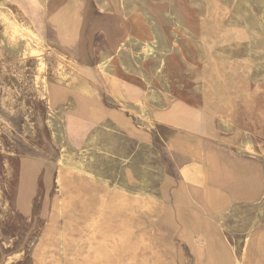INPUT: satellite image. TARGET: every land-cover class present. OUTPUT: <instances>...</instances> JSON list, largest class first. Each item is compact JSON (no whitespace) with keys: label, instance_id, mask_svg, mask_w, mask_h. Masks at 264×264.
Instances as JSON below:
<instances>
[{"label":"rangeland","instance_id":"obj_1","mask_svg":"<svg viewBox=\"0 0 264 264\" xmlns=\"http://www.w3.org/2000/svg\"><path fill=\"white\" fill-rule=\"evenodd\" d=\"M118 4L130 26L129 39L123 40L126 48L120 45L115 58L104 59L97 69L111 80L128 79L123 81L131 98L142 93L153 126L115 104L109 113L93 111L98 122L89 127L80 108H50L46 79L55 76L71 84L79 65L40 45L17 10L0 0V264H173L166 259L170 256L161 258L162 207L156 198L168 184L161 182L162 154L168 150L163 139L171 130L156 125V118L211 132L213 125L207 124L205 114L215 113L197 79L203 71L202 81L211 83L202 69L201 54L212 56L210 73L222 85V98L230 90L235 95L230 110L233 130L218 121L216 129L239 142L249 132L259 150L256 156L264 163V0H119ZM179 19L191 26V32L183 34ZM144 42L153 43L154 55L143 56ZM217 49L229 55L225 66L232 84L219 73ZM248 58L255 60L253 67L246 64ZM183 101L204 104L189 106ZM71 118L81 127L72 128ZM65 156L84 172L63 167L62 171L59 160ZM25 164L27 191H21ZM193 176L209 189L205 172ZM172 177L168 170L166 178ZM183 188L187 200L191 193L196 208L195 190ZM208 192L214 219L207 214L198 217L203 231L189 240L180 225H173L180 246L173 254L182 257L181 264H264V208L260 209L264 200L234 208L223 194ZM190 203H182L181 210H189ZM222 221L227 230L221 228ZM211 224L215 228L209 232Z\"/></svg>","mask_w":264,"mask_h":264},{"label":"crops","instance_id":"obj_2","mask_svg":"<svg viewBox=\"0 0 264 264\" xmlns=\"http://www.w3.org/2000/svg\"><path fill=\"white\" fill-rule=\"evenodd\" d=\"M1 1L17 10L21 21L32 32L40 45L58 51L65 55L70 62L79 65L74 76L75 82L71 84L67 85L55 76L46 79L45 87L48 90L50 108L53 110L59 109V107L65 110L80 108L85 113V119L90 120L88 127L96 126L98 122V118L93 114L95 110L109 113L113 110L111 105L114 104L120 109H128L127 105L123 103L131 100L123 92L128 89L123 80L128 81V79L122 76L118 78L120 84L122 79L124 86L122 87L118 80H111L105 75L103 76L97 69L104 59L115 58L116 51L129 34L130 26L123 16V11L118 4L119 0ZM92 67L95 68L96 75H94ZM138 84L140 85V83ZM141 87L144 90L143 85ZM142 97L143 95L140 93L139 98ZM116 99H119V102ZM183 102L189 106L201 107L204 104V101L198 104ZM115 110L117 109L115 108ZM63 112L64 110L60 113L61 119L64 117ZM76 115L78 116V114ZM74 116L70 114V117ZM205 116L207 124L213 125L212 133L209 132L210 130L199 132L172 121L156 118V125L163 124L171 130V135H167L163 139L168 150L162 154L164 175L161 182L165 181L168 184L162 186L160 191L165 200L161 205L159 246L162 247L164 254L170 256L167 258L173 264H181L182 257L173 254L174 248H180V246L174 238L172 227L180 225L183 236L188 240L195 239L198 233L203 231L198 217H203L206 214L213 216L207 196L209 189L211 192L215 191L226 196L234 208L254 206L264 200V163L262 159L256 155H244L240 147L241 142L235 136L218 132L216 129L217 115H212L208 111ZM209 117H211V122ZM72 118L71 127H81V124L74 123ZM65 140L72 144L68 138ZM168 170L175 178H166ZM196 172H205L209 189L202 187L196 180L193 176ZM28 177L25 164L21 177V191H27ZM176 185L180 186L171 195V188ZM182 186L187 190L192 188L196 191H194L196 208H193L194 199L190 197L191 193L188 192L189 200H187V192ZM189 202H191L189 210L186 207L187 210L184 207L185 211L181 210L182 203L187 205ZM195 210L198 216L195 214ZM223 224L224 222L221 223V228L227 230L226 224L224 226ZM214 228L215 224H211L209 232H212ZM184 247L189 249L186 244Z\"/></svg>","mask_w":264,"mask_h":264},{"label":"bare ground","instance_id":"obj_3","mask_svg":"<svg viewBox=\"0 0 264 264\" xmlns=\"http://www.w3.org/2000/svg\"><path fill=\"white\" fill-rule=\"evenodd\" d=\"M105 3H107V2L105 1ZM206 11H207V13L211 12L210 6L207 7ZM145 14H147L146 11H145ZM252 21H254V20H252ZM178 23H179V27L182 30L183 34L184 33L187 34V33L191 32V26L189 24H187V22L185 20L179 19ZM255 26H254V28L256 29L257 26L256 27ZM154 27H156L155 24H154ZM156 31L158 32L157 29H156ZM128 39L129 38H127V40ZM207 42L208 41H204L203 39L201 40V43H203V45H206ZM122 47H123V49L126 48V43H123ZM153 49H154L153 43L152 44L150 42L142 43V52H143V56L144 57L151 56L153 53H155ZM257 49L262 50L261 47H258ZM214 53H215V55H217L216 56L217 67L219 68V73L222 75L223 80L227 81L228 84H232V83H229L231 81L233 82L232 76L230 74V71L227 70V66H225V61L229 57V55H226V52H223L222 50H219V49H217ZM183 59L186 60V58L184 56H183ZM200 60H201V64H202V69L204 67V70H206L208 79H211V83L203 82L202 81V77H203V73L202 72L203 71L200 74H198V76H197L198 83H200V85H201V91H202L203 96H204L203 98L206 99V101L208 102V105L214 110L215 115L218 116V124L225 123L228 126L229 130H233L234 123L232 121V116L230 115V110H231V107H232V104H233V101H234V96H235L234 93H233V90H230L231 94L229 96H227L225 98H222V95H223V91H222V87H221L222 85L220 83L215 82V80L213 79L214 76H212V73H210L211 66H212V61H211L212 60V56L210 57V56H207V54H201ZM165 61H166L165 57L162 56L161 57V65L162 66H164L166 64ZM255 63L256 62H255V60L253 58L246 59V64H250L249 66H252ZM100 66H101V64H99V67ZM138 69H139L140 73L143 76V72L144 71L140 68V66H138ZM118 83L120 84V80H118ZM123 92L126 95H128L127 91L125 92L123 90ZM157 92H159V91H156L155 93L158 94ZM146 94L148 95V93H146ZM167 94H170V92H167ZM149 96H150V92H149ZM160 98H162V97H160ZM220 100L222 101V103H220ZM160 101H161V103L163 102L162 99ZM123 103H125L129 109L134 111V113L138 117L141 118L143 123H145L146 125L153 126L154 119H153L152 115L150 114V112L147 111L146 105H145V103H144V101L142 99H140L139 97H137L135 99L131 98V100L129 102H123ZM95 140H97V137L95 138ZM240 147H241V151L246 153L247 155L252 156V155H258L259 154V150L255 146V144H254L249 132H246V136L244 137L243 141L241 142ZM62 167L65 168V169H70V170L76 169L78 171L81 170L82 172H84V169L82 167H80L75 161H73L68 156H65V157L61 158V160H60V168L63 171ZM156 198H157V201L162 205L163 201L165 200V198H163V195H161V194L157 195ZM262 207L264 208V201L261 202L260 209H263ZM258 219H259V217L256 216L254 218L253 224L256 223ZM223 225H225V223ZM161 253H162V255H161V258H162L165 255L162 247H161ZM166 259H167V261L169 260V258H167V257H166Z\"/></svg>","mask_w":264,"mask_h":264}]
</instances>
